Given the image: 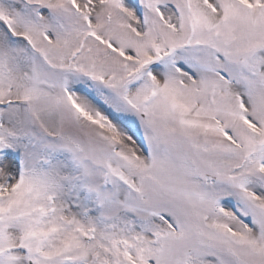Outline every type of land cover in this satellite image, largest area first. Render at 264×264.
I'll return each instance as SVG.
<instances>
[{
  "label": "snow or ice",
  "instance_id": "snow-or-ice-1",
  "mask_svg": "<svg viewBox=\"0 0 264 264\" xmlns=\"http://www.w3.org/2000/svg\"><path fill=\"white\" fill-rule=\"evenodd\" d=\"M0 264H264V0H0Z\"/></svg>",
  "mask_w": 264,
  "mask_h": 264
}]
</instances>
